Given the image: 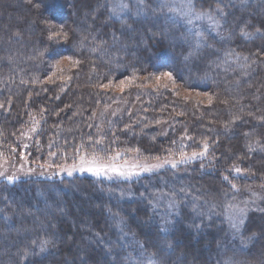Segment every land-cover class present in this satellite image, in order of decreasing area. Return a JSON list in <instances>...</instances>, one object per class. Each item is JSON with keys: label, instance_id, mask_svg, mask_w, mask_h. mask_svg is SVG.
Returning <instances> with one entry per match:
<instances>
[{"label": "trees", "instance_id": "16d2710c", "mask_svg": "<svg viewBox=\"0 0 264 264\" xmlns=\"http://www.w3.org/2000/svg\"><path fill=\"white\" fill-rule=\"evenodd\" d=\"M196 2L224 13L237 4ZM106 3L0 0V156L17 161L23 150L27 166L41 172L42 164L76 162L78 146L80 155L102 147L105 156L119 151L120 160L153 161L207 141V155L132 181L59 178L56 167L11 184L0 180V264H135L141 248L134 241L160 264H264V151L256 147L264 145V2L241 12L226 42L200 49L182 23L153 11L157 0H144L146 13L119 19ZM229 51L241 59L226 60ZM245 56L251 64L244 74ZM164 72L193 95L162 87L155 77ZM126 78L131 83L121 92ZM109 80L114 86L99 87ZM116 104L123 109L112 117L106 111ZM159 124H169L166 134L155 130ZM183 137L190 143L181 149ZM246 189L261 196L235 235L223 217ZM158 196L175 199L176 217L167 221L163 205L157 211ZM25 248L31 254L23 258Z\"/></svg>", "mask_w": 264, "mask_h": 264}, {"label": "snow or ice", "instance_id": "6c2138e0", "mask_svg": "<svg viewBox=\"0 0 264 264\" xmlns=\"http://www.w3.org/2000/svg\"><path fill=\"white\" fill-rule=\"evenodd\" d=\"M105 7L108 9V13L110 16L114 18H122L124 16H127L129 14L133 15H141L147 12V8L144 4V0H134L132 4L129 3V0H107V3ZM159 11L160 14L165 15L169 20H172L173 22H180L184 25L188 26V34L192 37L195 47L198 49L202 45H206V33L201 30L200 22H204L207 24V26L212 29L213 31H217L220 19L223 18L224 12L223 9L220 7L212 8L209 6L208 8L203 7V2H201V6L197 7L196 0H157V7L153 9V11ZM241 34L245 37H251L254 35V33H247L244 30L241 31ZM217 35H220L219 32H217ZM93 51H96L97 49H92ZM235 59L236 61H239L241 59V56L239 53H233L231 51L225 53V59ZM70 59V58H69ZM244 61H248V57H242ZM254 62V61H253ZM245 67L248 65L245 64ZM162 77H165L169 80L172 79V73L171 72H164L161 75H158L155 77L156 82L159 83ZM132 78H126L125 80H121L119 82V88L120 91L123 92L125 88L128 87L129 83H131ZM35 83V81H33ZM113 82L111 80L108 81L107 84H100L99 87L101 89H107L109 87H112ZM209 102H211V98H209ZM4 105L0 104V108H3ZM239 119V117H237ZM33 124H38L37 121L33 120ZM32 133H37L38 128L36 126H33L29 129ZM22 135L27 136L28 133H22ZM188 138V137H185ZM39 142L37 141V144ZM89 143H94L96 146H101L103 141L100 139L95 140L94 142L91 140V137L89 138ZM115 143V141H113ZM173 144H176V141L172 142ZM28 145H23V148H27ZM183 146H181L182 149ZM256 147L260 150L264 151V145H261L259 143H256ZM209 150V143L207 141H204L202 143V150L201 151H192L191 153H188L186 151H179L177 154H174L172 152H169L167 156H165L163 159H161L159 156L155 157L156 162L155 163H128L125 161L123 164H117L113 162H105V159L107 161H115L118 158L121 157L122 153L117 151L110 155H102L106 150L102 147L100 148V151L97 152L95 149L93 150V153L91 156H89L87 153L80 155V146L76 149V155L79 156V163L78 164H72V165H40L42 169H45V171H41L40 175H45L46 168L47 167H56L57 171L55 172V175H60L61 173H65L67 176H72L75 171H79L81 173L87 172L95 177L105 176L108 178L111 177H120V178H131L132 176H139L141 173H147V172H155L161 169H164L165 167H170L171 169H176L180 165L188 164L189 162L193 160H197L199 158L206 157L207 152ZM252 145H249V151H252ZM16 149L13 148L12 152H15ZM2 155V153H0ZM50 156H56V152H50ZM20 159H25V153L23 150L20 152ZM203 167V165H202ZM237 174L241 173V169L236 167L233 169ZM34 172V169L28 168L27 172L24 171V168L21 167L18 169V173H23L24 175H29ZM17 179H19L18 174H8L5 171H0V180L5 181L8 184L14 183ZM223 180L229 181L228 176H224ZM231 188L234 191H240V189L237 187L236 184H231ZM181 192H183V189H181ZM252 200H244L240 203H229L228 209L230 213V227L234 230V232H239V230L244 226L245 218L247 215V212L249 211V205L252 203H255V200L260 198L258 194L254 191L251 192ZM176 206L175 199L170 198L169 199V208H173ZM122 230V229H121ZM162 232H166L165 228L161 229ZM254 235V234H253ZM33 244L36 243V241L32 242ZM134 243L138 244L141 248L140 251V259L135 262V264H160L159 260L156 258L155 254L153 253H147L143 250L144 246L139 241H134ZM49 244V241L47 239L41 240L39 242L40 250L43 251L47 248ZM30 250L28 248H25L23 250V258H26L28 255H30Z\"/></svg>", "mask_w": 264, "mask_h": 264}, {"label": "rangeland", "instance_id": "374dc122", "mask_svg": "<svg viewBox=\"0 0 264 264\" xmlns=\"http://www.w3.org/2000/svg\"><path fill=\"white\" fill-rule=\"evenodd\" d=\"M233 1H236L237 4L235 6H233V7H231V9L229 11H227V12L224 13L223 18L220 19V24H219V27H218L217 31H213L212 29H210L207 26L206 23L200 22L201 30L206 33V45H202L198 49L203 48L204 46H207V45L208 46L211 45V46L219 47L221 44H223L224 42L227 41V39L229 37V32H231V29L234 27L235 23L238 22L239 17L241 15V12L244 9L246 7H248L249 5H251L252 7L256 8V9H260L261 5L264 2V0H233ZM133 2H134V0H129V3L130 4H132ZM187 27L188 26L184 25L185 32H184L183 35L187 38V41L190 43L191 47L192 48L193 47L196 48L192 37L189 36V34H188ZM217 32H219L220 35H217ZM59 63L62 64L61 62H59ZM245 64H247L248 66L245 67L244 66ZM250 64L251 63L249 61H247V62L244 61L243 62V65H241L242 72L244 74L247 73L248 68L250 67ZM159 84L162 87H164V88L170 89L175 94H180V95L188 96V97H191L193 95L192 92L184 90L181 87V85L173 77H172L171 80H169V79H167L165 77H162V79L160 80ZM197 97H198V100L205 101L206 98H207L206 101H208V97H207L206 94H198ZM122 109H123V104H116V105L112 106L110 109H108L106 111V113H110V115L112 117H115L119 113H121ZM158 126H159V128L156 127L155 130H159L160 132H162V135L166 134L167 131L169 130V124H159ZM155 130H153V132H155ZM27 133H28L27 136H23V141L25 143L28 142V140H30V138H31V134L29 133V131ZM188 143H190L189 138L183 137V138L179 139V142H178L177 145L179 147H181V146H186ZM201 150H202V148L200 150H197V151H201ZM191 152L192 151H190L188 153H191ZM203 158H205V157H203ZM203 158H199L197 160H201ZM25 159L24 160H21V159L19 160L18 159L17 161L15 159L7 160V159L3 158V156H0V171H5L8 174H18L19 175V179L25 178L26 176H30V175L33 176V177L34 176L35 177L39 176L40 175V172H37L35 170H34V172L32 174H29V175H24L23 173H18V169H20L21 167H23L24 168V171L27 172V170H28L29 167L27 166L28 163H27V161ZM161 159H163V158H161ZM125 161H127L128 163H136V162L145 163L146 162V163H150V164L156 162V160L146 161V160L138 159L136 157H129V158L123 159V160L122 159L121 160L120 159H117L115 161H107L105 159V162H113V163H117V164H123ZM195 161L196 160H193L191 162H195ZM191 162H189V163H191ZM78 163H79V159L76 162H72V163H69V164H63V165H69L70 166L72 164H78ZM34 166H36V165H34ZM38 167L40 168V166H38ZM165 168H170V167H165ZM161 170H163V169H161ZM56 171H57V168L54 171H52V172H56ZM158 171H160V170H158ZM158 171H155V172H158ZM48 172H50V171L47 170V173ZM150 173H154V172L141 173L139 176H132L131 178H120V177H111V178H108V177H105V176L95 177V176H92L91 174H89L87 172L81 173L79 171H75L73 173V175L89 176V177H93L95 179H102V180L108 181V182H118V181H132V180H135L137 178L142 177L145 174H150ZM45 175H46V172H45ZM58 176H59V178L60 177H63V176L69 177L65 173H61ZM252 191L256 192L253 189H246V190H244L241 193V196L238 197V199H239L238 200V203H240V202H242L244 200H252V196H251V192ZM256 193L258 194L259 197L261 196L260 195L261 194L260 192H256ZM169 199H170V197H165V196H158L156 198V202H158L156 209L158 211V208H159L160 205H163L164 206L163 208L160 209V211L162 213L161 215H163V217L167 221H169L170 219L176 217V215H177V205L175 207H173V208H169ZM259 199L260 198L256 199L255 200V203L250 204L249 205V209L256 207V204L259 202ZM223 221H226L229 230L233 234H235V235L238 234L241 231V229H242L241 228L239 230V232H234V230L230 227V213H229V209L226 210V213L224 214V217H223ZM262 236L264 237V234Z\"/></svg>", "mask_w": 264, "mask_h": 264}]
</instances>
